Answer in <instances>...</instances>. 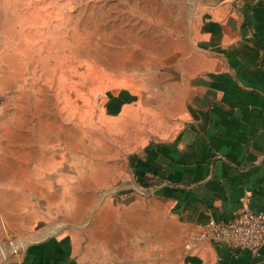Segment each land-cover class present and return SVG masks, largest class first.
Returning <instances> with one entry per match:
<instances>
[{
  "label": "rangeland",
  "instance_id": "obj_1",
  "mask_svg": "<svg viewBox=\"0 0 264 264\" xmlns=\"http://www.w3.org/2000/svg\"><path fill=\"white\" fill-rule=\"evenodd\" d=\"M231 1L0 0V264H172L138 197Z\"/></svg>",
  "mask_w": 264,
  "mask_h": 264
},
{
  "label": "crops",
  "instance_id": "obj_2",
  "mask_svg": "<svg viewBox=\"0 0 264 264\" xmlns=\"http://www.w3.org/2000/svg\"><path fill=\"white\" fill-rule=\"evenodd\" d=\"M242 1L213 8L220 34L207 38L220 51L194 64L203 74L181 95V130L164 137L163 155L152 158L161 167L147 177L153 186L138 197L154 209L146 230L181 240L172 264H264V246L257 255L212 243L193 253L182 247L210 220L264 212V0Z\"/></svg>",
  "mask_w": 264,
  "mask_h": 264
},
{
  "label": "built area",
  "instance_id": "obj_3",
  "mask_svg": "<svg viewBox=\"0 0 264 264\" xmlns=\"http://www.w3.org/2000/svg\"><path fill=\"white\" fill-rule=\"evenodd\" d=\"M205 243L223 246L234 254L257 255L264 246V212L245 208L227 220H210L198 226L186 242L185 250L193 253Z\"/></svg>",
  "mask_w": 264,
  "mask_h": 264
}]
</instances>
